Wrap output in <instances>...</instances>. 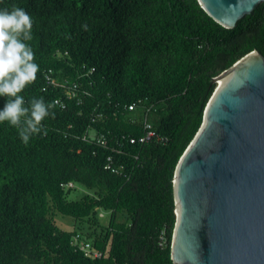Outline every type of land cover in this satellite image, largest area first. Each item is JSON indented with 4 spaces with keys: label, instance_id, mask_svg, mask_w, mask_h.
Here are the masks:
<instances>
[{
    "label": "trees",
    "instance_id": "trees-1",
    "mask_svg": "<svg viewBox=\"0 0 264 264\" xmlns=\"http://www.w3.org/2000/svg\"><path fill=\"white\" fill-rule=\"evenodd\" d=\"M12 7L33 19L40 65L22 95L51 108L47 134L27 145L0 123V264H177L176 167L214 78L264 55V2L231 28L199 0H0ZM148 124L155 135L140 141ZM77 184L92 192L70 199ZM58 213L77 228L58 226ZM77 232L104 255H85Z\"/></svg>",
    "mask_w": 264,
    "mask_h": 264
},
{
    "label": "water",
    "instance_id": "water-1",
    "mask_svg": "<svg viewBox=\"0 0 264 264\" xmlns=\"http://www.w3.org/2000/svg\"><path fill=\"white\" fill-rule=\"evenodd\" d=\"M199 2L231 28L264 0ZM214 82L202 125L175 171L172 259L264 264V55L251 51Z\"/></svg>",
    "mask_w": 264,
    "mask_h": 264
},
{
    "label": "clouds",
    "instance_id": "clouds-1",
    "mask_svg": "<svg viewBox=\"0 0 264 264\" xmlns=\"http://www.w3.org/2000/svg\"><path fill=\"white\" fill-rule=\"evenodd\" d=\"M32 29L33 19L24 8L0 9V97L6 98L0 108V123L16 127L25 145L34 135L47 134L42 121L49 117L51 108L43 98H33L26 105L22 95L40 72L28 43L33 39Z\"/></svg>",
    "mask_w": 264,
    "mask_h": 264
},
{
    "label": "built area",
    "instance_id": "built-area-1",
    "mask_svg": "<svg viewBox=\"0 0 264 264\" xmlns=\"http://www.w3.org/2000/svg\"><path fill=\"white\" fill-rule=\"evenodd\" d=\"M56 102H58V100H56ZM138 107V104L136 102H133L129 105V108L131 110H135ZM147 128L149 129V131L147 132V134L144 137L140 138V141H144L145 139H149L152 136L155 135V133L153 132V130H151V125L148 124ZM158 140H165L164 136H158ZM99 141L102 143H105V140L103 137L99 138ZM74 183L70 182L68 184V187H73ZM74 244L79 246V248L85 253V255L90 256V257H101L104 255V253L100 250L97 249L93 246V243L90 239H86L84 237V235L82 234V232H77L76 235L74 236Z\"/></svg>",
    "mask_w": 264,
    "mask_h": 264
},
{
    "label": "rangeland",
    "instance_id": "rangeland-1",
    "mask_svg": "<svg viewBox=\"0 0 264 264\" xmlns=\"http://www.w3.org/2000/svg\"><path fill=\"white\" fill-rule=\"evenodd\" d=\"M92 192L89 189H87L85 186L81 184L76 185V189L72 191L69 195L70 199H80L81 196H83L86 193ZM98 214L100 217V220L102 221L103 224L107 225L110 219V213L109 211H106L104 209H98ZM56 222L58 226H60L64 230H74L77 228L75 225V221L72 219V217L64 215L62 213H58L56 216ZM83 228L81 229L82 231H86L88 229V226H82Z\"/></svg>",
    "mask_w": 264,
    "mask_h": 264
},
{
    "label": "bare ground",
    "instance_id": "bare-ground-1",
    "mask_svg": "<svg viewBox=\"0 0 264 264\" xmlns=\"http://www.w3.org/2000/svg\"><path fill=\"white\" fill-rule=\"evenodd\" d=\"M227 76H224L223 78H222V83H223V81L225 80L224 78H226Z\"/></svg>",
    "mask_w": 264,
    "mask_h": 264
}]
</instances>
